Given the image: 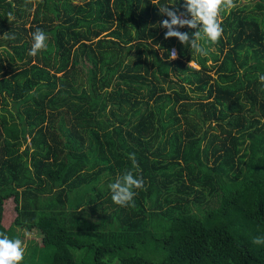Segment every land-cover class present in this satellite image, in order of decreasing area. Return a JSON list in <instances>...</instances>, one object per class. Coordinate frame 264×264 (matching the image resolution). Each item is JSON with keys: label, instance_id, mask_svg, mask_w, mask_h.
Here are the masks:
<instances>
[{"label": "trees", "instance_id": "trees-1", "mask_svg": "<svg viewBox=\"0 0 264 264\" xmlns=\"http://www.w3.org/2000/svg\"><path fill=\"white\" fill-rule=\"evenodd\" d=\"M183 3L0 0V232H37L23 264H264V0L206 57L165 39ZM125 170L134 207L108 187Z\"/></svg>", "mask_w": 264, "mask_h": 264}, {"label": "clouds", "instance_id": "clouds-1", "mask_svg": "<svg viewBox=\"0 0 264 264\" xmlns=\"http://www.w3.org/2000/svg\"><path fill=\"white\" fill-rule=\"evenodd\" d=\"M183 7L184 12H179L178 9L173 10L168 5L159 7L160 13L168 17L160 22V26L167 29L165 39L174 37L182 45L190 47L194 53L206 57L209 54L206 45L209 43L215 45L223 38L224 15L222 14H230L237 7L236 0H184ZM185 27L194 31L189 33L179 30ZM31 36L33 43L29 55L35 57L39 52L47 50L48 36L40 28L31 33ZM169 53L170 60L178 58L175 49ZM258 79L264 84V75H258ZM128 158L132 162L133 169L139 172L135 153H129ZM108 187L115 204L122 207H134V198L138 194L136 190H144L145 181L142 175H135L133 170H125L124 174L110 183ZM252 242L264 245V236H256ZM25 250L26 245L22 239L9 238L4 232H0V264H23Z\"/></svg>", "mask_w": 264, "mask_h": 264}, {"label": "rangeland", "instance_id": "rangeland-1", "mask_svg": "<svg viewBox=\"0 0 264 264\" xmlns=\"http://www.w3.org/2000/svg\"><path fill=\"white\" fill-rule=\"evenodd\" d=\"M250 1L251 0H236V3H237V6H239V5L243 4V3H248ZM208 48L210 50H213V47L212 46H209ZM160 52H161V50L159 49L158 50V53H160ZM206 63L208 64L209 61H207ZM187 64L190 65L193 68H197L198 67L193 61H189V62H187ZM5 65H7V64H5ZM210 74H212V71L210 72ZM22 147L23 146H21V148ZM10 205L11 204H8L7 205V209L8 210H10V207H11ZM10 213H11V210H10ZM10 213H9V215H10ZM5 214H7L6 211H5ZM9 215H8V219H10V216ZM2 218H7V216H4V217L2 216ZM8 222L9 221H6L5 222V226L6 227H8V225H9ZM15 232L17 233V235L19 236V238L22 239L25 242V245H28V243H30V242H38L37 232H35V230H33V229L32 230H24L22 228L17 227L15 229Z\"/></svg>", "mask_w": 264, "mask_h": 264}, {"label": "built area", "instance_id": "built-area-1", "mask_svg": "<svg viewBox=\"0 0 264 264\" xmlns=\"http://www.w3.org/2000/svg\"><path fill=\"white\" fill-rule=\"evenodd\" d=\"M172 49H174V47H170L169 52H170ZM169 57H170V53H169Z\"/></svg>", "mask_w": 264, "mask_h": 264}]
</instances>
